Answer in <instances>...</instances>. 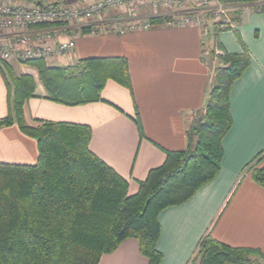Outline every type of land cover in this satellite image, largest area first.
Listing matches in <instances>:
<instances>
[{
    "label": "crops",
    "instance_id": "0c3cea01",
    "mask_svg": "<svg viewBox=\"0 0 264 264\" xmlns=\"http://www.w3.org/2000/svg\"><path fill=\"white\" fill-rule=\"evenodd\" d=\"M255 4H227L235 26L218 30L216 41L221 48L215 49L241 52L238 34L250 61L229 93L232 123L221 140L218 173L189 199L158 214L160 264H199L197 250L207 234L264 253V188L252 179L249 169L264 164V11ZM140 13L151 14L152 10L142 8ZM211 32L210 27L202 31L195 26L158 23L123 34L78 36L67 58L46 62L61 65L87 56L122 55L127 58L131 79V90L108 80L102 100L78 105L49 100L37 69L12 62L17 73L30 74L36 84L34 95L23 103L24 118L30 125L45 119L88 124L92 131L89 148L122 175L129 193H134L149 170L164 162L167 150L189 146L187 131L193 115L205 105L217 62L216 56L209 55L216 42ZM6 113L7 88L0 73V117ZM136 114L142 133L134 121ZM37 154L36 140L16 123L0 126V161L34 163ZM98 264L150 263L139 251L138 240L129 237L102 254Z\"/></svg>",
    "mask_w": 264,
    "mask_h": 264
},
{
    "label": "trees",
    "instance_id": "16d2710c",
    "mask_svg": "<svg viewBox=\"0 0 264 264\" xmlns=\"http://www.w3.org/2000/svg\"><path fill=\"white\" fill-rule=\"evenodd\" d=\"M255 5L264 11V4ZM164 19L150 18L152 24ZM209 26L216 41L221 28L216 22ZM237 39L241 52L215 55V47L221 48L217 41L209 48L217 62L205 105L188 128V148L167 150L164 162L149 170L134 193H129L127 180L89 148L88 124L49 119L28 124L22 107L34 95L35 81L28 73H17L12 62L0 60L7 88V113L0 117V126L16 123L36 140L38 150L34 163L0 161V264H98L102 254L129 237L138 240L150 264H160L158 214L189 199L219 171L221 140L232 123L229 93L250 61L238 34ZM25 64L37 69L46 97L65 105L102 100L108 80L131 90L128 61L122 55L87 56L61 65L36 58ZM134 121L142 133L138 114ZM249 169L264 188V164ZM197 253L199 264H260L256 257L264 259L259 248L230 245L208 234Z\"/></svg>",
    "mask_w": 264,
    "mask_h": 264
},
{
    "label": "built area",
    "instance_id": "2783aa9c",
    "mask_svg": "<svg viewBox=\"0 0 264 264\" xmlns=\"http://www.w3.org/2000/svg\"><path fill=\"white\" fill-rule=\"evenodd\" d=\"M256 2L264 4V0ZM227 4L223 0H83L76 4L0 0V60L25 64L36 58L64 59L73 52L78 36L146 30L154 16L165 17L161 23L168 27L195 26L203 31L211 21L221 29L232 28L235 22ZM142 8L152 13L141 14ZM215 54L222 51L215 49Z\"/></svg>",
    "mask_w": 264,
    "mask_h": 264
},
{
    "label": "rangeland",
    "instance_id": "374dc122",
    "mask_svg": "<svg viewBox=\"0 0 264 264\" xmlns=\"http://www.w3.org/2000/svg\"><path fill=\"white\" fill-rule=\"evenodd\" d=\"M29 1H33V0H29ZM253 1H255V0H253ZM257 1V0H256ZM60 2H62V3H64V2H66V1H63V0H60ZM209 25H211V21H210V23L208 24V26L207 27H212V26H209ZM218 28H220V27H218ZM24 65H26V66H30V65H27V64H24ZM255 165H257V164H255ZM197 252H198V250H197ZM197 254V253H196ZM256 257V256H255ZM257 259H258V261H259V263L260 264H264V259L263 258H258V257H256Z\"/></svg>",
    "mask_w": 264,
    "mask_h": 264
}]
</instances>
